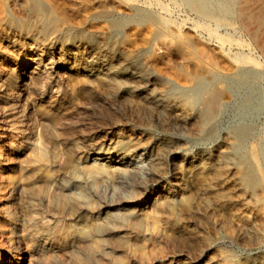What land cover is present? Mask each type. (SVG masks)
I'll return each mask as SVG.
<instances>
[{
	"label": "rangeland",
	"instance_id": "1",
	"mask_svg": "<svg viewBox=\"0 0 264 264\" xmlns=\"http://www.w3.org/2000/svg\"><path fill=\"white\" fill-rule=\"evenodd\" d=\"M45 1L84 28L106 24L99 18L85 20L93 9L120 7L110 0ZM129 1L149 12L129 19L127 9L120 7L114 17L123 23L111 41L113 50L140 47L154 23L162 27L168 34L165 44L146 55L156 72L173 75L176 83L198 73L199 65L207 67L204 76L216 75L213 89L223 99L217 133L203 142L196 139L194 125L177 121L183 114L179 106L155 112L137 101L105 98L98 82L86 85L80 73L57 71V63L66 59L55 49L34 50L27 39L0 24V62L16 69L18 77L9 87L0 86V264H264V203L260 198L241 205L245 192L262 197L258 189L264 184V152H257L264 149V0ZM24 2L16 0L10 14L20 16ZM21 59L27 67L36 66V73L24 75ZM239 77L244 85L227 86ZM248 97L251 129L236 154L237 169L220 162L214 173L217 186L203 200L193 189L172 186L173 161L201 151L214 159ZM120 136L143 143L170 141L178 151L162 146L156 153L150 147L151 167L143 161L122 176L103 170L95 183H102V189L80 179L76 187L86 191V206L78 188L59 191L48 179L67 177L89 153L110 148ZM40 154L54 163L27 167L29 156ZM241 158L254 168L258 181L238 189L233 182L243 169ZM106 160L99 162L110 165ZM138 198L144 202L140 206L133 203ZM126 199L129 203L122 205ZM124 208H141L144 218L132 214L106 219V224L99 214L101 209Z\"/></svg>",
	"mask_w": 264,
	"mask_h": 264
},
{
	"label": "bare ground",
	"instance_id": "2",
	"mask_svg": "<svg viewBox=\"0 0 264 264\" xmlns=\"http://www.w3.org/2000/svg\"><path fill=\"white\" fill-rule=\"evenodd\" d=\"M110 1L112 3L116 2L118 6L126 8L127 12L125 15L129 19L137 18L141 13L149 12L145 5H140L137 1ZM145 2L147 3L148 1ZM149 3L155 4L152 1ZM15 4L16 0H5L0 4V24H6L13 35L27 39L29 41V47L34 50L55 49L58 55L66 59L65 63L63 61L57 63L55 67L57 71L62 70L80 73L84 76V84L86 85H90L93 81L98 82L103 87L102 95L105 98H112L113 100L124 99L127 102L137 101L144 107L155 112H159L173 105L179 106L182 108L183 114L177 118V121L181 124L189 122L194 125V134L198 140L205 139L206 141V139L213 138L215 133H217L216 125L218 122L216 124V121L219 112H221L220 106L222 105L221 100L223 99L220 98V100L214 92L215 89H213L217 83L216 75H212L211 77L204 76L203 73L207 70V67L198 64L200 68L198 73L189 78H184L182 83H176L173 75L170 76L156 72L153 68L152 60L146 55L149 50L156 47L160 48L162 44H165L168 34L162 27L154 23L142 46L130 51L120 47L118 48V52L115 53V44H112L111 41L117 38L119 29L123 23V20H118L114 17V15L121 11L120 7L116 8L102 5L99 8L93 9L86 15L85 20L99 18L103 19L106 24L103 27L89 25V27L84 28V25L74 23L45 0H26L20 16L10 14V6ZM122 11L124 10L122 9ZM19 62L23 66V74L36 73V66L32 65L31 67H27L26 61L22 59ZM2 64L0 62V86L9 87L11 82L18 78L16 69L6 68ZM230 81L228 80V84ZM245 81V79L239 77V79L232 80L231 84L227 86L229 88L240 87L244 85ZM219 84H222V82H219ZM250 98L248 97L239 105L238 121L237 123L234 122L236 124L226 134V146L223 149H217V154H215L216 159L215 156L212 159V153L209 151H201L195 155L184 154L173 161L175 181L172 186L180 190L193 189L195 191L194 194L196 193L198 196L197 198L203 200L217 186L215 182L219 179H217L218 177L214 173L220 162H227L231 168L237 169L235 168V165L238 163V160L236 161V154L245 145L251 129L249 116L253 112ZM162 146L165 148V151L168 150L175 153L178 151L170 141L150 139L147 143H143L134 140L131 136H120L112 141L110 148L106 150L99 149L98 151L89 153L82 159V166L77 168L71 167L72 169L69 168L70 173L67 177L56 179L48 176V179L53 182L55 188L59 189V191H69L77 186L80 179H84L86 182L89 181L91 186L95 187L97 185L95 184L97 182V176L103 170L109 169L111 173L107 170L108 173L112 174L113 172H117L119 176H122L125 172L137 170L141 167L143 161L149 166L152 165L154 155L150 152V147H155L156 153H158L160 152L159 148ZM257 152L262 155L264 149L259 148ZM243 158L239 160V163L243 165V169L242 171L240 170L241 172H239L238 178L233 182V186L238 189L248 185H255V182L258 181H256L253 175L254 168L247 165L248 163L246 164V160ZM101 159H107L111 164H102L99 162ZM255 159L257 162V158ZM26 161L27 167L32 169L48 168L54 163V160L46 159L43 154L38 156L31 155ZM102 165H105V167ZM207 175H210L209 179L206 177ZM102 187L103 185L101 183L95 189H102ZM77 188L80 202L82 206H86L88 204L86 191L83 190V187L78 186L75 189ZM73 190L70 191L73 192ZM258 190L262 197H259V193H254L255 191L245 192V196L241 200V205L248 207L252 202H255V204L256 201L260 202V198L264 203V184ZM74 195L76 194L74 193ZM128 203V199H126L121 204L126 205ZM133 203L140 206L144 202L138 198ZM99 214L105 220L132 214L141 216V218L143 217L141 208H137L136 210L124 208L123 212L101 209ZM106 224H109L107 220Z\"/></svg>",
	"mask_w": 264,
	"mask_h": 264
}]
</instances>
